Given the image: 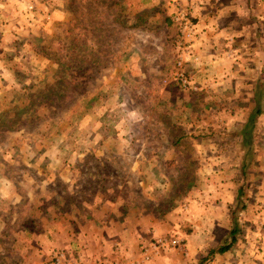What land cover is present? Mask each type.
<instances>
[{"label": "rangeland", "instance_id": "obj_1", "mask_svg": "<svg viewBox=\"0 0 264 264\" xmlns=\"http://www.w3.org/2000/svg\"><path fill=\"white\" fill-rule=\"evenodd\" d=\"M206 1L0 0V264H264V0L202 58Z\"/></svg>", "mask_w": 264, "mask_h": 264}, {"label": "crops", "instance_id": "obj_2", "mask_svg": "<svg viewBox=\"0 0 264 264\" xmlns=\"http://www.w3.org/2000/svg\"><path fill=\"white\" fill-rule=\"evenodd\" d=\"M199 1L200 2H205L206 0H199ZM234 1H231L232 4H233L232 7H235L236 6V1L235 2ZM203 5L206 6V4H203ZM209 7L210 8H214L212 11H210V13H211L210 16H207V13H205L203 11V9H202L203 7H201L200 11L198 10V14L199 15L197 16L198 19L196 20L197 21L196 23L198 25H200L201 27L206 24V26H208V28L212 29L213 32H212V34H211L210 37H207V35H205V34L204 35H199L198 39L195 40L194 43H193V45H192L196 49L195 50V52H196L195 54H198L199 57H202L203 56L204 58H206L207 56H210L211 53H212V50L208 49L207 45H204L202 43V40H205L206 41V39H209L210 42H212V41L213 42L214 41L216 42V40L219 37H223L222 34H225L226 33L225 29H223V28L220 29L218 27V24H219L218 22H220V20H219L220 18L218 17V14H215L218 11L217 8L226 7V6L224 4H223V6H220L218 3H216V1L211 0V1H209ZM195 13H197V8L195 9ZM197 24L195 26H197ZM241 31H242V29H241ZM202 32H204V31H202ZM239 38H241V37H239ZM235 39L236 40H239L238 38H235ZM245 46H248V44L245 45ZM239 55H242V54L239 53ZM217 57H214L213 60L215 61L217 59ZM210 58L211 57H209V60H210ZM200 68L201 67H198V70L199 71H200Z\"/></svg>", "mask_w": 264, "mask_h": 264}, {"label": "trees", "instance_id": "obj_3", "mask_svg": "<svg viewBox=\"0 0 264 264\" xmlns=\"http://www.w3.org/2000/svg\"><path fill=\"white\" fill-rule=\"evenodd\" d=\"M248 122H250L251 123V118H249L248 119ZM234 227H235V225H234ZM234 227H233V229L231 230V233H230V239L228 240V242H224V243H222L221 245H219L216 249H215V251L217 252V253H223V252H225L226 250H228L230 247H231V245H232V243H233V241H234V237H233V233H234ZM214 250H209V253H212ZM204 260V258H201L200 259V261H199V264H200V262H202Z\"/></svg>", "mask_w": 264, "mask_h": 264}, {"label": "built area", "instance_id": "obj_4", "mask_svg": "<svg viewBox=\"0 0 264 264\" xmlns=\"http://www.w3.org/2000/svg\"><path fill=\"white\" fill-rule=\"evenodd\" d=\"M180 16L182 17V15H180ZM187 25H188V26H185V27H187V30H188V31L186 32V34H189V33H190V29H191V28H190L191 24H187ZM185 27H184V28H185ZM184 28H183V29H184Z\"/></svg>", "mask_w": 264, "mask_h": 264}]
</instances>
